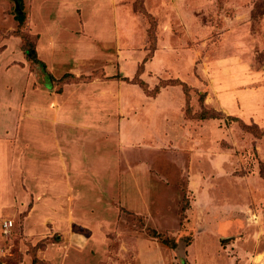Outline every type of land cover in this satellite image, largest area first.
Listing matches in <instances>:
<instances>
[{"label": "rangeland", "instance_id": "obj_1", "mask_svg": "<svg viewBox=\"0 0 264 264\" xmlns=\"http://www.w3.org/2000/svg\"><path fill=\"white\" fill-rule=\"evenodd\" d=\"M47 129L114 169L50 185ZM197 255L264 264V0H0V264Z\"/></svg>", "mask_w": 264, "mask_h": 264}, {"label": "crops", "instance_id": "obj_2", "mask_svg": "<svg viewBox=\"0 0 264 264\" xmlns=\"http://www.w3.org/2000/svg\"><path fill=\"white\" fill-rule=\"evenodd\" d=\"M65 110H66V107H64ZM68 112H64V110L62 109V118L64 119L65 117L66 118H69L70 119V124L72 123L73 121V118L72 116H74V111L72 112H69V110H67ZM60 114V115H61ZM88 122H91L90 119H88ZM34 132V130H32V132L30 133V135L28 136V141H29V144L30 145H45L44 148L46 150H51L53 151V153H50V152H47L48 154H46L48 160H44L46 163L44 165V170L47 171L46 173V176H47V182L50 183V185L54 186V187H60L61 190H64V191H68V187L72 188L71 186V179H73V177H71V179L69 178L68 180H63L64 177L63 175L67 174L68 173V170L72 167V169L74 171L77 172V174L73 175L75 177H79L81 176L80 175V172L79 170L83 169V170H91V174L93 173L95 176H97V171L98 169H102V170H112L114 169L109 162L106 163V165L103 163V161L99 162L96 161V160H92L93 158H90V157H87L84 155L85 153V150H84V147H83V142L80 144V141L78 140L79 137H80V134L77 135L71 131H67L65 132V134H62L61 133V136L58 137L56 136V133L52 130H45V137L44 138H39L38 136H36L35 134H32ZM84 133V138L92 142H94V144L96 145V148L98 146V144H107V143H103L102 142V138L99 137L96 138V137H91L89 136V132L87 134V132H84V131H81ZM64 133V132H63ZM97 133V132H95ZM94 133V134H95ZM77 135V136H75ZM109 136V135H107ZM87 137V138H86ZM89 137V139H88ZM84 138H81L82 141ZM111 140V139H109ZM114 141V140H112ZM79 143V146H75L74 143ZM115 151L116 152V149H115V145L114 146H109V147H104V148H101V149H95V151L99 152V153H104V152H107V151ZM83 160H86L88 162H84ZM111 160V159H109ZM118 160V158H116L115 160V163L116 161ZM39 158H38V162H39ZM88 164L87 166L84 164ZM33 164L30 165V169L32 168ZM53 168H57V169H60L61 168V177L63 178H55L56 175H54V173H52V169ZM81 178V177H80ZM83 179L84 176H82ZM89 179V178H88ZM92 179V178H91ZM89 182H91L90 184H95V185H100V183L98 184V182H93L92 180H90ZM230 222V221H228ZM225 223L227 224L226 226L228 227V224L229 223ZM197 257L199 258V261L203 264V263H207L210 261V256H198ZM207 260V261H206ZM185 261H187V259L185 258Z\"/></svg>", "mask_w": 264, "mask_h": 264}, {"label": "trees", "instance_id": "obj_3", "mask_svg": "<svg viewBox=\"0 0 264 264\" xmlns=\"http://www.w3.org/2000/svg\"><path fill=\"white\" fill-rule=\"evenodd\" d=\"M18 19H19L20 22H23V20H24V16H23V15H18ZM26 53H27V55H28L30 58H33V59L38 60V59H37V53H36V49H35V47H34V48H31V47H30V49H28V50L26 51ZM38 63H41L42 66L44 67V69H46L45 63H44L43 61L38 60ZM46 74L48 75V77L51 75V74H50L49 72H47V71H46ZM46 85L49 87V86H50V83L47 82ZM200 117H201V118H204V116H200ZM152 232H153L154 236L158 235L155 231H152ZM226 239H227V238H223V241L226 240ZM174 244L176 245V242H175ZM174 244H173V247H175ZM185 258H186V257H183V258H182V264H188V263H186Z\"/></svg>", "mask_w": 264, "mask_h": 264}]
</instances>
